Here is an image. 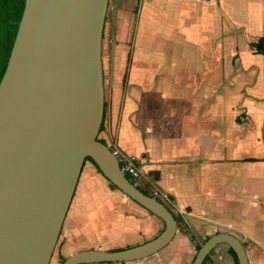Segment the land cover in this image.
<instances>
[{"label": "crops", "instance_id": "crops-1", "mask_svg": "<svg viewBox=\"0 0 264 264\" xmlns=\"http://www.w3.org/2000/svg\"><path fill=\"white\" fill-rule=\"evenodd\" d=\"M264 0H108L97 138L137 159L145 193L177 219L172 240L124 263L191 264L201 239L228 233L264 264ZM164 228L85 161L56 258L143 244ZM53 256H51L52 258ZM207 264H236L220 244Z\"/></svg>", "mask_w": 264, "mask_h": 264}, {"label": "water", "instance_id": "water-1", "mask_svg": "<svg viewBox=\"0 0 264 264\" xmlns=\"http://www.w3.org/2000/svg\"><path fill=\"white\" fill-rule=\"evenodd\" d=\"M108 0H25L0 79V264H49L86 158L125 196L158 217L155 238L119 250H82L61 264L124 263L165 247L173 214L121 172L97 135L104 95L101 38ZM191 264H207L227 245L248 264L228 233L201 239Z\"/></svg>", "mask_w": 264, "mask_h": 264}, {"label": "trees", "instance_id": "trees-1", "mask_svg": "<svg viewBox=\"0 0 264 264\" xmlns=\"http://www.w3.org/2000/svg\"><path fill=\"white\" fill-rule=\"evenodd\" d=\"M24 2L25 0H0V79L4 73L18 24L21 19ZM250 47L254 53L264 55V37L258 38L256 42L250 44ZM101 128L102 123L99 131ZM98 140L103 143L100 139ZM87 160L93 163L91 159L86 158L85 161ZM93 165L95 166L94 163ZM110 185L115 188L111 183ZM143 193L146 194L145 192ZM175 221L177 222L176 218ZM199 246H197V249ZM229 252L237 264L234 252L230 248ZM63 260L64 258H61V263ZM208 260L209 256L206 257L205 262H208Z\"/></svg>", "mask_w": 264, "mask_h": 264}, {"label": "built area", "instance_id": "built-area-1", "mask_svg": "<svg viewBox=\"0 0 264 264\" xmlns=\"http://www.w3.org/2000/svg\"><path fill=\"white\" fill-rule=\"evenodd\" d=\"M114 155L116 156L119 167L121 172L126 176V178L137 188H139L142 192L144 189L143 183L148 184L149 181H145L142 176V172L137 165V159L132 156H124L120 155L118 152H114ZM145 190V189H144ZM147 194V193H146ZM155 199H161L163 200V196L160 194L159 190L155 188H151L149 190V193L147 194ZM161 202V201H160ZM163 205H165L163 202H161ZM166 206V205H165ZM167 208V206H166ZM168 209V208H167ZM169 210V209H168ZM170 211V210H169ZM172 213V211H170Z\"/></svg>", "mask_w": 264, "mask_h": 264}, {"label": "rangeland", "instance_id": "rangeland-1", "mask_svg": "<svg viewBox=\"0 0 264 264\" xmlns=\"http://www.w3.org/2000/svg\"><path fill=\"white\" fill-rule=\"evenodd\" d=\"M201 245V244H200ZM56 247H57V244L55 245V247H54V250H53V253H52V258L50 259V262H49V264H53V259H55L56 258V254H57V252H56Z\"/></svg>", "mask_w": 264, "mask_h": 264}]
</instances>
